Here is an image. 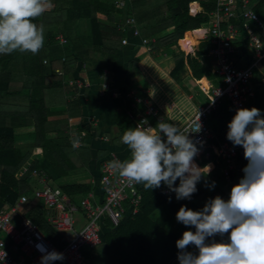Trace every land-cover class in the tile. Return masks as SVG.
Wrapping results in <instances>:
<instances>
[{
  "label": "trees",
  "instance_id": "trees-1",
  "mask_svg": "<svg viewBox=\"0 0 264 264\" xmlns=\"http://www.w3.org/2000/svg\"><path fill=\"white\" fill-rule=\"evenodd\" d=\"M193 2H199L203 11L192 15L190 4ZM216 2L217 0H51L53 7L33 21L44 29V44L39 52L33 55L28 51L17 50L0 55V202L13 207L22 196H30L33 191L30 180L35 169L44 170L74 203L96 191V186L83 180L93 177L89 171L90 163L94 159L103 162L111 150L107 148L94 156L91 146L81 136L84 127L80 129L81 134L73 137L74 140L84 142L82 146L61 143L59 139L69 136L66 135L69 123L67 119H53L54 115L61 113L53 108L66 106V111L72 115L81 114L83 109L79 100H71L69 103L65 99L73 93L69 82L76 80L78 77L75 76L86 69L99 72L112 70L120 51L128 45L122 44V39L128 32L118 27L127 17H135L142 35L155 37L156 41L143 46L136 57L129 61L128 74L131 75L132 82L121 89L123 95L132 89H141L143 85L149 87L152 97L155 96L154 85L158 78L150 74L154 70L152 60L155 51L167 53L172 59L173 68L164 76L165 79L181 83L188 72V65L192 77L199 84L205 85L210 80L216 86L222 85L223 79L212 72L207 59L213 46L209 40L200 43L195 55H186L179 45L180 41L183 48L184 40L188 45L199 43L193 40L192 31L209 25L210 13L215 11ZM249 8L257 12L264 22V0H250ZM229 22L244 28L243 21L239 19L224 20L223 25ZM198 33L203 35V31ZM60 34L67 40L66 44L56 40ZM186 50L188 51L187 48ZM262 67L264 68V58ZM143 76L140 82L134 81ZM181 89L185 94L189 93L186 88ZM182 96L183 93L177 91L161 99L153 98L155 107L161 114L180 128L187 125L197 112L194 102L188 103L185 99L183 106L182 100H179ZM7 104L12 105V108L2 110L1 106ZM222 110L219 105L209 119V126L216 135L212 144L226 140V123ZM26 124L35 126V142L44 155L41 161L31 158V152H22L17 147L16 128ZM136 126L127 114H122L111 141L116 142L128 128ZM211 153L213 159L215 155L213 151ZM205 164L207 162L204 161L201 166ZM100 175L101 172L97 176L98 180ZM178 185L179 180L176 182V186ZM197 189L191 200L178 201L175 193H166L169 190L163 184L154 190H145L143 184H140L142 201L138 213L126 214L117 227L107 223L109 227H106L107 231L104 233L100 229L104 264L175 262L178 252L176 241L182 235L161 226L153 219V215L163 206L175 216L182 205L195 210L189 206L188 201H194L202 195L198 186ZM23 214L38 225L55 245L60 248L65 246L66 242L48 222V212L40 200L35 199L26 204ZM102 224L105 225V220ZM189 250L195 251L194 248ZM55 264L66 263L58 261Z\"/></svg>",
  "mask_w": 264,
  "mask_h": 264
},
{
  "label": "clouds",
  "instance_id": "clouds-1",
  "mask_svg": "<svg viewBox=\"0 0 264 264\" xmlns=\"http://www.w3.org/2000/svg\"><path fill=\"white\" fill-rule=\"evenodd\" d=\"M52 7L51 0H0V55L17 50L37 54L44 44V29L33 21ZM227 129L226 139L244 150L243 177L228 200L210 198L200 210L180 207L176 220L190 230L176 241L179 264H264V115L256 107L238 108ZM121 140L130 158L109 166L145 190L163 184L179 201L191 200L202 180L210 190L216 186L207 180L213 165L200 167L195 162L204 142L190 138L174 123L137 125L128 128ZM36 247L43 253L40 264L64 259L63 253L49 252L43 244Z\"/></svg>",
  "mask_w": 264,
  "mask_h": 264
},
{
  "label": "built area",
  "instance_id": "built-area-1",
  "mask_svg": "<svg viewBox=\"0 0 264 264\" xmlns=\"http://www.w3.org/2000/svg\"><path fill=\"white\" fill-rule=\"evenodd\" d=\"M216 3L215 11L210 13L211 20L205 36L214 45L210 50L215 61L213 73L223 79V84L219 86L207 84V87H202L207 98L206 103L199 106L193 119L181 128V130L189 133L190 138L204 142L201 149L208 148L210 140L213 139L209 126L212 112L222 102L228 101L231 103L233 115H235L236 109L245 108L249 98L254 96L255 88L252 85V79L262 66L264 58V44L259 34L264 36V22L257 12L249 8L250 0H217ZM193 4H197V2L190 4V13L196 15L200 12L194 11ZM238 19L243 21V27L250 39L251 59L245 68H237L231 59L232 54L237 49L233 41L237 37L239 28L231 22L223 25L224 20ZM118 27L127 32L131 31L141 39V44L144 46L156 41L155 37L142 35L138 22L133 16L127 17ZM56 40L61 44L67 42L61 34L56 37ZM122 44H129L127 36L123 37ZM262 80L264 87V79ZM69 84H76L80 88L86 86L81 79L72 80ZM117 95L120 96V94ZM125 98L128 102L126 114L129 120L135 122L136 125L155 127L160 120L168 122L161 117L159 109L146 96H137L135 92H132L128 93ZM37 150L39 153L36 155H42L41 150L39 148ZM213 151L218 161L223 165L221 169L223 176L228 179L234 169L233 161L237 155V149L227 143H222L213 147ZM37 159L42 160L38 157ZM123 160L125 159L117 152L111 151L102 162L99 179V186L102 191L101 201L95 198L93 192L82 198L80 209L85 214L87 224L81 231H75L77 222L74 219V213L80 210L78 205L64 193L60 186L49 183V177L44 170L35 169L33 175H37L42 182V189H33L30 196H22L9 211L0 212V231L9 236L22 251L23 257L14 258L7 251L5 243L0 241V244L3 245L0 247V264H40L43 253L37 249V244H43L49 252L55 250L63 253L64 259L62 261L66 264H89L85 249L95 248L101 243L100 226L103 221L107 219L113 227H117L126 214H136L139 211L142 201V194L139 190L140 184L129 182L119 175L117 169L109 166V162ZM30 199L40 200L43 203L48 212L47 220L58 234L73 232L71 238L66 240L64 247L60 248L55 245L36 224L24 216L18 225L15 223V217L20 215L19 208L28 204ZM58 261H53L52 264Z\"/></svg>",
  "mask_w": 264,
  "mask_h": 264
},
{
  "label": "crops",
  "instance_id": "crops-1",
  "mask_svg": "<svg viewBox=\"0 0 264 264\" xmlns=\"http://www.w3.org/2000/svg\"><path fill=\"white\" fill-rule=\"evenodd\" d=\"M194 5H198L199 7V9L196 12H201L203 10L198 2L197 4ZM237 27L239 28L238 34L235 40L233 41L237 49L236 52L232 54L231 59L237 68H245L247 67L251 59L250 48H249L250 39H249V35L247 34L244 28L239 26ZM208 28L209 25L206 27L194 29L192 31L193 40L195 39L199 41L198 44H192V45L186 44L190 48L194 47L192 51L184 44L185 40L182 41L183 47L184 48L186 47L190 53H188L186 48L182 49V46L179 41L180 48L185 51L186 55L187 54L195 55L196 50L199 48L200 43L202 41L209 40L205 36L206 35L205 33ZM198 31L199 32L203 31V35H199ZM259 34L262 37V41L264 44V36L261 33ZM126 36L129 39V44L126 47H124L122 51H120L118 58L114 62L112 70L110 71L104 70L103 72H99V71L86 69L83 70L84 72L82 71L80 75L77 74L75 76L78 77L76 79L83 80L86 86L80 88L76 86V84L71 85L73 89V93L66 96L65 99L69 103H71V100H75V99L79 100L83 109L81 111V114L72 115L70 112L66 111L67 109L66 106H56L53 108L54 110H58L61 112L58 115H54L53 119H57V120L67 119L69 123V129L66 130V135L69 136H67L64 139H59L61 143L64 144L73 143L75 146H79V145L82 146L84 142L74 140L73 137L76 136L77 134H81L80 129L81 127H84L85 130L82 131L81 136H84L86 141L85 143H88L91 146L94 156L97 155L99 152L109 148L111 151L113 150L117 152L122 158L128 159L130 158V150L126 145L122 143V140L116 139V142L111 141L113 137V132L117 131V124L120 115L126 113L128 102L125 96L128 93L135 92L137 96H143V97L146 96V98H148L150 102L155 105L154 99H161L167 97L168 95H171L173 92L181 91L184 96H182V99L179 100L180 101L182 100L183 106H184V100L187 99L188 103L194 102V107L196 108V110L199 108V106L203 105L207 101V98L202 90V87H204L207 84L214 85L212 81L207 80L205 85L199 84L192 77V71L188 65H187L188 72L184 75L181 83L177 84L174 80L165 79L164 76L169 74L171 69L173 68V62L171 57H169L167 53L157 52V51L153 52L152 66L154 67V70H152V73H150L151 76H153L154 78L155 77L158 78L157 82L154 85L155 96L152 97L151 96L152 93L149 87L148 86L143 87V85H141L142 86L141 89H132L126 95H123L121 89L126 86H129V84H131L132 82V77L131 75L128 74L129 61L134 59L136 57L137 52H139V50L144 46L141 44V39L135 36L131 31H129ZM212 48H210V50ZM210 50L208 52L207 59L210 63L212 72H214L215 61L210 54ZM142 78H144V76L137 77L134 79V81L140 82ZM262 79H264V68L261 66L257 70L254 79H252V85H254L255 88L254 96L249 98V100L245 104V108H251V107L259 108L262 112V115H264V87H263ZM104 86H106V88H104ZM181 87L186 88L189 91V93L185 94L184 90H182ZM117 94H120V96H118ZM11 106L10 104H7L5 106L2 105L1 109L7 110L9 108H12ZM220 107L223 108L222 116L223 119H225V123H226L225 130L227 132L228 131L227 124L231 121L232 117L234 116L232 111V105L230 102L224 101L220 104ZM161 117L164 120L172 123L165 115L161 114ZM210 129L213 134V139L210 140V145L208 148L200 150L199 154L195 157V162L200 167H203L209 163L213 165L211 174L210 176L207 177V180L209 181V183L211 181H215L216 186L214 189L210 190L208 187L205 186L203 180L197 184L200 191L203 192L202 195L194 201H188L189 206L193 207L195 210L202 209L208 199L215 198L216 196H220L223 199L228 200L232 187L238 184L239 180L243 177L242 169L247 164V161L244 158L243 148L239 146L235 147L237 149V155L233 161L234 169L231 172L229 178L226 179L221 172L223 165L218 161L217 156L213 151V147H217L222 143H227L231 146L233 145L227 139L219 144H214V143L212 144V140L215 139L216 135L214 134L211 127ZM34 131H35V126L32 124L18 126L16 128L17 147L23 150L22 152L25 151L31 152L32 153L31 158L34 157L35 159H37L38 157L41 159L42 157H44V155L41 148L38 147V145L35 142ZM88 131H90V134L88 133ZM55 135H57V133H55ZM105 138H107V140H105ZM38 148L41 150L40 152L42 153L43 156L36 155L37 153H39V151L37 150ZM212 151L213 154L215 155L213 159H211ZM204 161L207 162V164L201 166V164ZM101 164L102 162L100 163L99 160L94 159L90 163V167H89V171L92 173L93 177L91 179L83 180L87 182L90 181L94 186H96V191L93 193L95 194V198H98V201H101V192H102L99 186V180L97 179V176L101 172L100 170ZM32 177H36L38 181L42 184V182L40 181L37 175L32 174L31 179ZM49 180L50 182L54 181L51 177H49ZM52 184L60 186L55 181ZM166 193L168 194L169 191H166ZM32 200L34 199H30V201ZM23 207L24 206H21L19 208L20 215L18 217H15L14 221L17 225L21 221L23 216L25 217V215L23 214ZM10 208L11 206L9 204H4L0 202V212L9 211ZM170 212L168 210H165L164 212H160L159 219L161 220H163L164 218L167 220H169V218L175 219L172 217ZM107 223L109 222L107 219H105V225L102 224L100 226V229H102L101 231L103 233L107 231L106 227H109ZM171 225L177 231L176 234L179 235H182L183 232L186 230H190L186 228L183 224L178 223L176 219L175 222H173ZM175 230L174 231L171 230V231L175 233ZM191 230L194 231V228ZM60 236L63 238L65 242L67 239H69L66 238L64 234ZM0 241H3L5 243V247L7 251H9L14 256V258L20 259L23 257L22 251L16 246L14 242H12L9 236H7L6 233L2 231H0ZM85 254L86 256L87 254L89 256V257L87 256V258L89 259V264H104L105 262L104 245L102 241L95 248H86ZM172 264H179L178 259Z\"/></svg>",
  "mask_w": 264,
  "mask_h": 264
},
{
  "label": "rangeland",
  "instance_id": "rangeland-1",
  "mask_svg": "<svg viewBox=\"0 0 264 264\" xmlns=\"http://www.w3.org/2000/svg\"><path fill=\"white\" fill-rule=\"evenodd\" d=\"M119 2L121 1V0H118ZM256 1H258V0H256ZM184 48V47H183ZM182 48V49H183ZM185 49V48H184ZM191 51H192V48L190 49ZM188 52H189V50H188ZM184 53H185V51H184ZM190 53V52H189ZM204 87H207V85H205ZM202 91V90H201ZM201 93V92H200ZM126 114V113H125ZM122 115H120V117H121ZM119 117V118H120ZM30 183H31V185L33 186V189H42V184L38 181V179L36 178V177H32V179L30 180ZM49 183L51 184V185H55V184H52V183H54V181H52V182H50L49 181ZM76 204L78 205V207H79V209H80V202L79 201H77L76 202ZM165 210H168L169 212H170V210L167 208V207H165V206H163V207H161L160 209H158L157 211H156V213L153 215V219L155 220V221H157L161 226H163V227H165L166 229H168L169 228V230H175L173 227H172V223L173 222H175V219H176V217L172 214V212H170V214L172 215V217L173 218H175V219H171V218H169V220H167V219H163V220H161V219H159V213L160 212H164ZM167 212V211H166ZM74 219H75V221L77 222V225H76V227H75V231H81L85 226H86V224H87V219L85 218V214H84V212L83 211H81V209L78 211V212H75L74 213ZM179 232V231H178ZM175 233H177V231L175 230ZM73 235V232H66V233H64V236L66 237V238H70L71 236ZM3 237V236H2Z\"/></svg>",
  "mask_w": 264,
  "mask_h": 264
},
{
  "label": "bare ground",
  "instance_id": "bare-ground-1",
  "mask_svg": "<svg viewBox=\"0 0 264 264\" xmlns=\"http://www.w3.org/2000/svg\"><path fill=\"white\" fill-rule=\"evenodd\" d=\"M193 8H194V10L195 11H197L198 9H199V7H198V5H193ZM204 31V30H203ZM187 43L185 42V45H186ZM187 46V45H186ZM188 48H190L189 46H188ZM192 49L194 48V47H191ZM190 48V49H191Z\"/></svg>",
  "mask_w": 264,
  "mask_h": 264
}]
</instances>
